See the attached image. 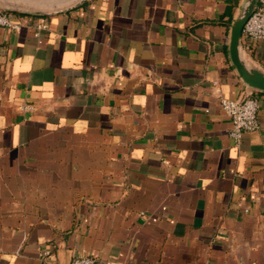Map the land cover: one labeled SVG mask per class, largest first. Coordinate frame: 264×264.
Instances as JSON below:
<instances>
[{
    "label": "crops",
    "instance_id": "crops-1",
    "mask_svg": "<svg viewBox=\"0 0 264 264\" xmlns=\"http://www.w3.org/2000/svg\"><path fill=\"white\" fill-rule=\"evenodd\" d=\"M251 2L0 0V264H264Z\"/></svg>",
    "mask_w": 264,
    "mask_h": 264
},
{
    "label": "built area",
    "instance_id": "built-area-1",
    "mask_svg": "<svg viewBox=\"0 0 264 264\" xmlns=\"http://www.w3.org/2000/svg\"><path fill=\"white\" fill-rule=\"evenodd\" d=\"M0 28L19 30L20 26L14 23L11 17L0 12ZM244 34L256 41L264 40V2L257 7L247 20ZM221 107L231 122L230 137L239 143L246 133L254 132L259 128V104L256 99L245 97L241 99H222ZM71 264H99L92 256H75Z\"/></svg>",
    "mask_w": 264,
    "mask_h": 264
},
{
    "label": "water",
    "instance_id": "water-1",
    "mask_svg": "<svg viewBox=\"0 0 264 264\" xmlns=\"http://www.w3.org/2000/svg\"><path fill=\"white\" fill-rule=\"evenodd\" d=\"M256 2H257V0H252L250 6L248 8V11L246 13L245 18L238 24V28H237V31L235 33V37H234V41H233V47H232V49H233L232 52L235 56L237 55L236 54L237 53V43H238L239 36H240L242 30L244 29V26H245L247 20L249 19V17L252 15V13L257 8ZM235 61L238 64V60L235 59Z\"/></svg>",
    "mask_w": 264,
    "mask_h": 264
}]
</instances>
